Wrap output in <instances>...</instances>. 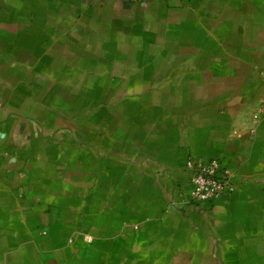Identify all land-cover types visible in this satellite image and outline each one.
Segmentation results:
<instances>
[{"label": "crops", "instance_id": "0c3cea01", "mask_svg": "<svg viewBox=\"0 0 264 264\" xmlns=\"http://www.w3.org/2000/svg\"><path fill=\"white\" fill-rule=\"evenodd\" d=\"M263 108L264 0H0V264H264Z\"/></svg>", "mask_w": 264, "mask_h": 264}, {"label": "built area", "instance_id": "2783aa9c", "mask_svg": "<svg viewBox=\"0 0 264 264\" xmlns=\"http://www.w3.org/2000/svg\"><path fill=\"white\" fill-rule=\"evenodd\" d=\"M262 110L264 112V108ZM186 168L190 171V203L217 201L235 191L232 174L220 160L192 162L189 159Z\"/></svg>", "mask_w": 264, "mask_h": 264}]
</instances>
